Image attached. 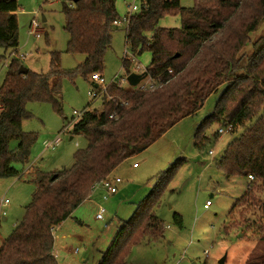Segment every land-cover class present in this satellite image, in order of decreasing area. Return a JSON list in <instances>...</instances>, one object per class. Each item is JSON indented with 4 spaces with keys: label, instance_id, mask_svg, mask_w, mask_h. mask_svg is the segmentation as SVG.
I'll return each mask as SVG.
<instances>
[{
    "label": "trees",
    "instance_id": "trees-1",
    "mask_svg": "<svg viewBox=\"0 0 264 264\" xmlns=\"http://www.w3.org/2000/svg\"><path fill=\"white\" fill-rule=\"evenodd\" d=\"M19 8L17 0H0V49L12 54L20 46ZM61 13L68 35L66 53L84 58L77 72L85 79L101 75L112 47L113 23L122 18L116 0H66ZM167 17L179 18L180 28L163 27ZM263 23L264 0H194L191 8L182 7L180 0H140L124 31L125 46L133 56L151 55L144 73L155 90L111 83L102 95V110L86 111L73 122L72 136H83L88 149L74 154L69 170L38 173V187L22 221L1 243L0 264H58L53 230L90 198L92 186L179 122L197 115L219 92L212 113L195 132V147L204 151L211 143L206 131L213 125L231 126V133L243 128L217 168L227 179L252 176L264 188V34L251 38ZM248 45L250 51L245 50ZM60 63L61 53H52L48 72L27 69L20 74L22 59L9 61L0 86V179L15 176V165H28L37 141V134L22 131V122L32 119L26 104L47 103L62 115L61 79L75 73L60 72ZM123 67L127 69L126 60ZM12 142L18 143L14 150ZM171 170L160 175L152 194L123 223L100 264H128L136 244L162 235L152 208L173 176ZM249 197L248 190L239 202ZM262 235L264 242V227ZM245 264H264V255H253Z\"/></svg>",
    "mask_w": 264,
    "mask_h": 264
},
{
    "label": "rangeland",
    "instance_id": "rangeland-1",
    "mask_svg": "<svg viewBox=\"0 0 264 264\" xmlns=\"http://www.w3.org/2000/svg\"><path fill=\"white\" fill-rule=\"evenodd\" d=\"M64 1L17 0L20 46L16 54L0 49V86L9 61L14 57L22 59L26 69L44 74L49 71L51 54L61 53L59 71L75 73L61 79L62 115H57L47 103H27L25 106L32 119L22 122V131L37 134V141L31 148L28 165L17 164L15 176L0 179V200L9 201L7 206L0 207V216L4 213L5 217L0 220V246L22 221L38 187V173L45 175L69 170L74 165V154L88 149L83 136H72L73 122L86 111L102 110L103 90L101 87L95 89L91 78L85 79L77 72L84 58L66 53L68 35L63 31L61 13ZM132 5L133 0H118L119 17L126 15ZM180 5L191 8L194 0H180ZM42 18L46 22H42ZM33 21L42 30L40 38L24 33ZM161 22L165 28L181 26V21L174 17ZM124 31V26L114 28L112 47L105 55L101 75L107 85L115 81L125 88L130 85L123 79L129 74L143 75L150 55L145 53L137 57L130 54L126 50ZM263 34L264 23L251 38ZM245 50L250 51L251 45ZM124 60L127 69L123 67ZM150 84V80L145 79L138 86ZM90 93L99 94V97L93 99ZM220 95L219 92L211 96L196 116L185 119L158 144L156 141L146 152L126 160L109 177L112 186L117 188L115 195L107 197L104 189L97 188L92 202L84 201L70 219L54 228V255L58 264H100L103 254L117 240L123 223L135 216L144 199L157 186L160 175L169 169L173 176L152 208L162 223V235L154 239L146 237L136 244L128 264H219L222 259L224 264H245L253 255H264V188L245 177L227 179L217 168L228 144L240 138L243 128L220 135L219 130L226 131L227 126L223 127L224 123L213 125L206 131L211 143L204 151H197L195 147V132L212 113ZM74 112L79 117H74ZM57 137L60 138L59 145L46 149L45 142H52ZM17 144L12 142L10 150ZM210 151L214 153L212 157L208 155ZM135 164L138 169L133 168ZM116 178L121 180L120 184L112 182L111 179ZM248 190L253 198L239 202ZM207 202L210 205L204 209ZM99 209L104 210V221L96 219Z\"/></svg>",
    "mask_w": 264,
    "mask_h": 264
},
{
    "label": "built area",
    "instance_id": "built-area-1",
    "mask_svg": "<svg viewBox=\"0 0 264 264\" xmlns=\"http://www.w3.org/2000/svg\"><path fill=\"white\" fill-rule=\"evenodd\" d=\"M138 11H139V6L132 5L130 11L125 16H123L121 18V20L114 21L113 25L116 26V27H118V26H124L125 27V31H127L128 24L130 22V17L133 14H136ZM24 33L28 37L29 36H35L36 38H40L41 33H42V30L40 29L38 23L35 22V21H33L30 24V26L24 31ZM126 54H127V52H126ZM137 69L140 70L139 66H137ZM123 81H126L127 82V77L124 78ZM91 82H92V84L96 85L97 88L101 87L100 90H103V91H101V93H105V91L107 90V88L111 84L110 83L109 85H107L106 82H105V80H104V78H103V76L100 75V74H94V75H92L91 76ZM114 82H112V83H114ZM138 87H140L141 90H146V89L155 90V87L153 86V84H150L148 87H145V85H140ZM90 97H92L93 99H97L99 97V94L90 93ZM74 117H79L76 112H74ZM110 118H113V116H111ZM231 131H232V127L231 126H227L226 131H224L223 129H220L219 130V134L220 135H225L226 133H229ZM59 143H60V138L57 137L52 142H45L44 145H45V148L46 149H48V148L54 149V148H56V146L59 145ZM208 155L212 157L214 155L213 151H210L208 153ZM134 167L136 168L137 165H135ZM248 179L250 181H253L254 180V178L252 176L248 177ZM120 183H121V180L120 179H116L115 180V184H120ZM97 188L104 189L106 191V193H107V197L108 196H113V195H115L117 193V188L112 186L109 178L106 179V180H104V181H102L101 183H97L94 186H92L91 191L93 192ZM8 204H9V201L8 200H0V207L7 206ZM209 205H210L209 202L206 203V205L204 206V209H208ZM103 213H104V210L103 209H99L98 210V213H97V216H96V219L99 220V221H104ZM3 216H4V213H3ZM0 218H1V216H0ZM206 254H208V253L206 252Z\"/></svg>",
    "mask_w": 264,
    "mask_h": 264
},
{
    "label": "water",
    "instance_id": "water-1",
    "mask_svg": "<svg viewBox=\"0 0 264 264\" xmlns=\"http://www.w3.org/2000/svg\"><path fill=\"white\" fill-rule=\"evenodd\" d=\"M74 3L77 2V0H73ZM42 22H45V19L42 18ZM27 73V69L26 68H22L20 70V74H26ZM147 78V74H143V75H138V74H130L128 75L127 77V82L129 83V85L132 87V88H135L137 87L143 80H145ZM95 88H97V86L95 85L94 86ZM72 138H70L71 140ZM224 259H222L219 264H224Z\"/></svg>",
    "mask_w": 264,
    "mask_h": 264
},
{
    "label": "crops",
    "instance_id": "crops-1",
    "mask_svg": "<svg viewBox=\"0 0 264 264\" xmlns=\"http://www.w3.org/2000/svg\"><path fill=\"white\" fill-rule=\"evenodd\" d=\"M117 1H118V0H116V3H117ZM122 1H124V0H122ZM139 2H140V0H133V5H137V6H139V5H140ZM116 10H117V9H116ZM117 13H118V12H117ZM124 16H125V15H124ZM178 19H179V18H178ZM179 20H180V19H179ZM45 22H46V20H45ZM161 23H162V22H161ZM163 27H164V26H163ZM147 54H148V53H147ZM149 55H150V54H149ZM150 60H151V55H150ZM150 60H149V62H148V65H149V63H150ZM129 75H130V74H129ZM203 107H204V106H203ZM197 114H198V113H197ZM195 116H196V115H195ZM190 118H193V117H190ZM187 119H188V118H187ZM187 119H186V120H187ZM186 120H185V119L182 120V121L179 122L176 126H174L172 129H170V130H169L164 136H162V137L157 141L156 144H158V142H159L160 140H162V138H164L167 134H170V133L172 132L173 129L178 128V127L180 126V124H182V123H183L184 121H186ZM153 145H155V144H153ZM145 152H146V151H145ZM135 165H136V164H135ZM135 165H134V166H135ZM134 166H133L134 169H138V167L135 168ZM117 169H118V168H117ZM115 171H116V170H115ZM113 173H114V172H113ZM111 176H112V175H111ZM111 176H110V177H111ZM109 179H110V178H109ZM116 179H118V178H116ZM116 179H114V180L111 179V180H112V182L114 183ZM248 181H249V180H248ZM115 187H116V186H115ZM93 193H94V191L91 192L90 198L88 199V200H90L91 202H92V199H91V198H92ZM207 203H208V202H207ZM69 219H70V218H69ZM0 220H5V217L2 216V217L0 218ZM54 238H55V237H54Z\"/></svg>",
    "mask_w": 264,
    "mask_h": 264
}]
</instances>
